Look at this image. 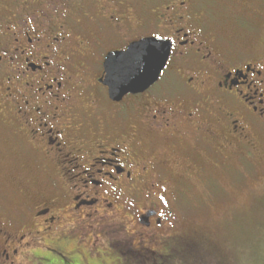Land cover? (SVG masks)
Instances as JSON below:
<instances>
[{
	"label": "flooded vegetation",
	"instance_id": "obj_1",
	"mask_svg": "<svg viewBox=\"0 0 264 264\" xmlns=\"http://www.w3.org/2000/svg\"><path fill=\"white\" fill-rule=\"evenodd\" d=\"M263 25L264 0H0V264L164 263L214 161H264ZM148 37L163 75L115 100L107 55Z\"/></svg>",
	"mask_w": 264,
	"mask_h": 264
},
{
	"label": "rangeland",
	"instance_id": "obj_2",
	"mask_svg": "<svg viewBox=\"0 0 264 264\" xmlns=\"http://www.w3.org/2000/svg\"><path fill=\"white\" fill-rule=\"evenodd\" d=\"M235 6L237 8L233 11L224 10L215 15L224 16L226 20L236 18L240 6ZM239 24L243 28L242 22ZM221 26L222 32L228 37L242 35L241 38L245 39L248 35L234 24ZM255 36L264 39V25L262 33ZM244 160L237 151L232 158L222 154L214 161V197L202 199L204 202L198 203V196L194 198L196 194L202 193L199 191L201 185H198V190L190 189V198L184 200L185 207L174 230L189 235L197 246L194 251L202 258V262L243 264V258L250 264L253 254L258 250L255 259L264 258V161L258 163V160L251 158L242 163ZM26 174H32L42 181L40 171L35 166H28ZM13 178L18 183L23 180L16 171L8 169L4 180L11 184Z\"/></svg>",
	"mask_w": 264,
	"mask_h": 264
},
{
	"label": "water",
	"instance_id": "obj_3",
	"mask_svg": "<svg viewBox=\"0 0 264 264\" xmlns=\"http://www.w3.org/2000/svg\"><path fill=\"white\" fill-rule=\"evenodd\" d=\"M149 49L163 54L166 50L170 56L169 41L158 38H144L131 43L126 50L111 52L105 61L107 81L110 95L115 100L121 99L128 93H140L149 89L159 79L158 73L162 72L161 60L158 57L149 56L141 60L142 53ZM167 60L163 61L166 65ZM139 62V66L137 64Z\"/></svg>",
	"mask_w": 264,
	"mask_h": 264
},
{
	"label": "trees",
	"instance_id": "obj_4",
	"mask_svg": "<svg viewBox=\"0 0 264 264\" xmlns=\"http://www.w3.org/2000/svg\"><path fill=\"white\" fill-rule=\"evenodd\" d=\"M183 234H184V236L178 237L175 240L178 243V245H176L177 248L174 250V253L170 254L168 256V258H165L164 263L162 262V263H158V264H212V263H206V262L201 261L202 258H199V255L197 254V252L194 251V247H197V246L192 243V240H191V238H189L188 234L182 233V235ZM175 244L176 243H174L173 247H175ZM257 253H259V250L253 254L254 257L252 258V262L250 264H264V258L261 260L255 259V256L257 255ZM193 258H195V259L193 260ZM243 262L249 264L246 259L244 260L242 258V263ZM49 264H52V263H49ZM60 264H65V263L60 262ZM66 264H68V263H66ZM70 264H80V263L75 261L74 263H70ZM86 264H88V263H86ZM103 264H107V263H103ZM135 264H138V263H135ZM218 264H222V263L218 262ZM223 264H228V263H223Z\"/></svg>",
	"mask_w": 264,
	"mask_h": 264
},
{
	"label": "snow or ice",
	"instance_id": "obj_5",
	"mask_svg": "<svg viewBox=\"0 0 264 264\" xmlns=\"http://www.w3.org/2000/svg\"><path fill=\"white\" fill-rule=\"evenodd\" d=\"M158 39H164V37H159ZM170 46V44H169ZM149 56H154V57H158L160 60H161V67H165L166 65L163 63V61L167 60L168 59V52L165 50L163 52V54L155 51L154 49H149L147 53H142L141 56H140V59L141 60H146L148 59ZM139 66V62L137 64V67ZM158 75H163L162 72L158 73Z\"/></svg>",
	"mask_w": 264,
	"mask_h": 264
}]
</instances>
